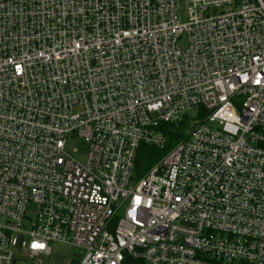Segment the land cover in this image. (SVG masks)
I'll return each instance as SVG.
<instances>
[{
    "label": "built area",
    "instance_id": "obj_1",
    "mask_svg": "<svg viewBox=\"0 0 264 264\" xmlns=\"http://www.w3.org/2000/svg\"><path fill=\"white\" fill-rule=\"evenodd\" d=\"M185 13L0 0V264L51 256V242L76 264H264V0ZM187 116L135 178L141 145L165 148L161 124Z\"/></svg>",
    "mask_w": 264,
    "mask_h": 264
},
{
    "label": "rangeland",
    "instance_id": "obj_2",
    "mask_svg": "<svg viewBox=\"0 0 264 264\" xmlns=\"http://www.w3.org/2000/svg\"><path fill=\"white\" fill-rule=\"evenodd\" d=\"M189 0H180L181 8H182V18L185 17L186 9L188 6ZM180 46L182 48L187 47V38L183 37L180 39ZM81 108H76L75 112H80ZM198 112L197 110H192L189 112V116L191 117H197ZM187 121H184L186 123ZM183 123V124H184ZM182 124V125H183ZM191 127V121H190ZM188 129V130H189ZM187 128L185 130V133L188 131ZM66 150L72 154L78 161L85 163L88 157L89 153V144L85 142L83 139L78 138L77 136L71 137L66 145ZM127 203H125L122 208L118 211V216L122 217ZM35 208L31 206L30 211L28 212V216L34 217ZM50 245L53 248V253L51 256L42 254L40 256H24L22 254L17 255V260L14 264H76L77 259L75 258V251L74 249L67 245L62 243H56L51 242Z\"/></svg>",
    "mask_w": 264,
    "mask_h": 264
},
{
    "label": "trees",
    "instance_id": "obj_3",
    "mask_svg": "<svg viewBox=\"0 0 264 264\" xmlns=\"http://www.w3.org/2000/svg\"><path fill=\"white\" fill-rule=\"evenodd\" d=\"M186 124H180L179 127L171 124H161V130L166 136L167 144L166 147L161 149L153 145H141L138 158L135 165V178L142 177L147 173L153 166H155L161 157L167 152L176 141L183 135H185L186 128L189 127V117H186ZM186 126V127H185ZM188 126V127H187ZM77 263V262H76Z\"/></svg>",
    "mask_w": 264,
    "mask_h": 264
},
{
    "label": "bare ground",
    "instance_id": "obj_4",
    "mask_svg": "<svg viewBox=\"0 0 264 264\" xmlns=\"http://www.w3.org/2000/svg\"><path fill=\"white\" fill-rule=\"evenodd\" d=\"M189 121H190V120H189ZM187 123H188V122H187ZM185 124H186V123H185ZM185 124H184V125H185ZM185 127H186V126H185ZM187 127H188V126H187ZM184 133H185V132H184Z\"/></svg>",
    "mask_w": 264,
    "mask_h": 264
}]
</instances>
